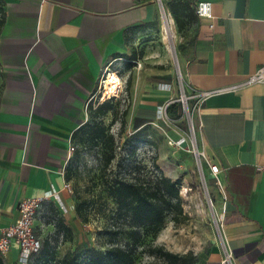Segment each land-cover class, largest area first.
Listing matches in <instances>:
<instances>
[{
  "label": "crops",
  "instance_id": "1",
  "mask_svg": "<svg viewBox=\"0 0 264 264\" xmlns=\"http://www.w3.org/2000/svg\"><path fill=\"white\" fill-rule=\"evenodd\" d=\"M182 1L194 9L178 56L182 84L224 89L205 97L194 116L221 224L219 245L196 264H220L221 241L234 264H264V81L241 84L264 65V0ZM197 1L211 3V17L196 14ZM157 10L155 0H0V229L15 221L21 199L46 193L35 228L51 224L57 204L72 226L69 145L89 119L88 105L116 91H107L109 71L127 82L126 132L153 150L163 173L175 179L195 161L188 142L177 144L187 129L174 67L138 51ZM20 256L12 243L1 257L21 264Z\"/></svg>",
  "mask_w": 264,
  "mask_h": 264
},
{
  "label": "rangeland",
  "instance_id": "2",
  "mask_svg": "<svg viewBox=\"0 0 264 264\" xmlns=\"http://www.w3.org/2000/svg\"><path fill=\"white\" fill-rule=\"evenodd\" d=\"M155 1L158 7L157 18L150 31L140 37L138 51L140 54H143L145 50H149L153 54L160 55L162 59L166 58L172 64L177 80V97H179L183 81L180 76L178 56L183 45V38L191 28L192 13L190 9L182 12V14L180 13V18L184 21V26L179 30L174 16L168 7V3L165 0ZM165 13H168L173 19V28L176 33L174 37L168 39L164 38V31L162 29V21ZM108 74V80L113 79L116 81L118 87L120 82L116 75H120H115L110 71ZM126 83L124 82L123 87ZM117 87L115 90H117ZM106 88L107 91H115L111 90L108 85ZM184 90L185 95L189 96L192 94V91H188L185 87ZM105 97V99H108L107 96ZM117 100L118 119L111 124L112 115L110 112L103 117V122L109 125V132L113 134L116 143L115 157L108 165L106 172L111 171L109 173L121 177V174L132 168L136 163L145 164L147 165V169L154 170L151 158L155 153L147 145L140 143L136 153L134 155L131 153L133 143L126 142V139L131 135L126 132V126L124 131L121 132L120 123L121 112L128 106V102L126 99L123 100L121 93ZM116 102L114 100V103ZM188 103L191 105L192 100L189 99ZM180 112L184 117L185 128L187 129L186 114L181 104ZM75 143V150L71 153L66 164V174L69 176L66 179V183L69 185L70 190L68 188L66 189L74 201V206L80 198L97 193L102 159L105 157V149H100L99 146H95L92 143L81 141L79 135L75 136ZM191 160L193 161V158ZM134 173L136 171L133 169L131 175ZM177 177H181L182 179L180 195L182 197V207L186 218L182 222L176 223L167 217L163 228L151 243H148V240H146L144 244L136 247L135 264H169L157 250L158 247L180 256L186 255V257H189L191 255L195 257L196 261L194 264H196L214 244L219 245L220 243L221 232L218 221L217 200L212 193L206 176L202 173L198 165H196L195 161H193L190 167L180 168ZM183 188L187 189L186 192L183 191ZM57 207L59 211H56L55 215L49 214V221L51 222L49 226L35 228L38 237L41 239L42 249L40 253L33 255L27 264H33L45 248L47 249L45 242H48L49 254H55L57 257L63 256L66 252H82L87 247L102 249L110 243L121 245V232L115 237L108 235L105 226H110L111 224L106 223L98 214L90 213L87 222H83L75 214V217L70 219V225H72L71 235L69 236L63 233L58 229L57 221L65 213V210L60 208L58 204ZM118 223L120 221H117Z\"/></svg>",
  "mask_w": 264,
  "mask_h": 264
},
{
  "label": "trees",
  "instance_id": "3",
  "mask_svg": "<svg viewBox=\"0 0 264 264\" xmlns=\"http://www.w3.org/2000/svg\"><path fill=\"white\" fill-rule=\"evenodd\" d=\"M167 3L178 29H182L184 21L180 18V13L189 9L192 13L194 9L182 0H170ZM2 20L1 15L0 25ZM114 100L118 101L117 98L110 97L97 105L89 104V119L72 136L74 145L75 136L79 135L81 141L105 149L97 193L79 197L74 210L83 222L89 220L90 213L101 216L106 223L111 224L105 226L108 235L115 237L121 232V245L110 243L102 249L87 247L82 252H66L57 257L55 254H49L48 242H45L47 249L45 248L33 264H135L136 247L144 244L146 240L151 243L163 228L167 217L176 223L186 218L180 195L182 179L166 176L156 162V155L151 158L154 170L147 169L145 164L136 163L121 174V177L109 173L111 171L106 172L115 157L116 143L113 134L109 132V125L104 124L103 117L110 112L111 124L118 119V102L114 103ZM127 107L121 112V132L125 129ZM126 142L133 143L131 153L134 155L141 141L136 136H130ZM133 169L136 173L131 175ZM66 173L67 165L65 178L68 179ZM117 221L120 223L117 224ZM57 222L58 229L70 236L71 227L61 218H58ZM157 250L169 264H194L196 261L191 255L180 256L161 247ZM33 255L35 254L30 255L28 261ZM0 264H4L1 256Z\"/></svg>",
  "mask_w": 264,
  "mask_h": 264
},
{
  "label": "built area",
  "instance_id": "4",
  "mask_svg": "<svg viewBox=\"0 0 264 264\" xmlns=\"http://www.w3.org/2000/svg\"><path fill=\"white\" fill-rule=\"evenodd\" d=\"M195 12L199 17H211V3L209 1H197L195 3ZM137 66L139 63L137 62ZM116 74V72H114ZM107 77V73L102 78L104 81ZM264 81V65L260 66L254 73H252L245 81L241 84H252L255 82ZM123 83H119L117 90L108 95V98H118L120 93H123ZM224 89H213L208 91H192V94L187 96L184 93V86L181 84L180 96L175 101L180 102L183 110L186 114L187 119V131L186 136L181 137L177 144H182L185 141L188 142V150H190L195 158V163L198 165L202 173L203 170V157L204 153L199 148L197 142V129L198 126L195 122V113L198 111L199 106L203 99L208 95L221 91ZM192 100V104L189 105L188 100ZM75 150V145L71 143L69 145L70 154ZM209 170L212 173L218 171V165L211 162H206ZM65 188H69V185L65 183ZM50 193H46L43 196L23 198L17 203V218L15 221L0 229V256L5 255L10 251L12 243H15L20 249L21 264H27L30 255L39 253L42 247L41 239L38 237L35 231V220L38 213L41 211L44 202L49 198ZM219 221V220H218ZM221 224L219 223V227ZM220 264H234L233 257L230 248L227 246L225 241H221V257Z\"/></svg>",
  "mask_w": 264,
  "mask_h": 264
},
{
  "label": "bare ground",
  "instance_id": "5",
  "mask_svg": "<svg viewBox=\"0 0 264 264\" xmlns=\"http://www.w3.org/2000/svg\"><path fill=\"white\" fill-rule=\"evenodd\" d=\"M162 29L164 31L165 39L172 38L176 35L175 30L173 28V19L171 18V16H169L168 13H165V15L163 16ZM106 85H108L111 90H115V88L117 87L116 81H114L113 79H109L108 81H106ZM186 190V188H183L184 192H186Z\"/></svg>",
  "mask_w": 264,
  "mask_h": 264
}]
</instances>
